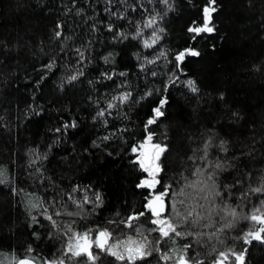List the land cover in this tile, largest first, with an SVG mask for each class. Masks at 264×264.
I'll list each match as a JSON object with an SVG mask.
<instances>
[{
	"label": "trees",
	"instance_id": "obj_1",
	"mask_svg": "<svg viewBox=\"0 0 264 264\" xmlns=\"http://www.w3.org/2000/svg\"><path fill=\"white\" fill-rule=\"evenodd\" d=\"M205 4L0 0V264H93L65 255L73 233L158 238L145 207L150 191L140 187L147 173L132 151L145 143L166 148L153 189L171 185L163 218L176 219L177 211L190 207L211 217L200 222L213 227L198 229L196 259L264 264V233L244 242L246 233L264 227L245 219L261 207V198L240 199L264 172V0H217L215 31L193 40L188 28L202 25ZM188 48L200 55H186L177 67L175 55ZM73 75L77 79L70 81ZM161 100L164 115L147 125ZM65 123L76 126L64 129ZM149 133L152 141L146 142ZM209 174L217 188L242 181L227 200L235 218L221 212ZM141 212L134 227L119 223ZM256 214L264 217V210ZM225 222L233 227L218 231ZM184 242L162 240L160 247L179 249ZM97 254L95 264H128ZM136 264L166 263L154 253Z\"/></svg>",
	"mask_w": 264,
	"mask_h": 264
},
{
	"label": "snow or ice",
	"instance_id": "obj_2",
	"mask_svg": "<svg viewBox=\"0 0 264 264\" xmlns=\"http://www.w3.org/2000/svg\"><path fill=\"white\" fill-rule=\"evenodd\" d=\"M110 2L111 0H109V3ZM161 2L165 5H168L170 3V0H161ZM217 11H218L217 0H206V4L202 7V16H203L202 25H197L195 27L190 26L188 28V32L194 34L192 37L193 40H195L196 37L200 36L202 33L211 34L215 31V25L213 24V14ZM152 23L153 21H150L149 25H151ZM61 27L62 26L60 24L56 25L57 37L61 35V33L58 31V29H60ZM111 30L112 28L110 26L109 31ZM160 31H163V29H160ZM154 39H158V37H154ZM145 46L148 45L146 44ZM161 55H163V53H161ZM186 55L198 57L200 55V52L194 48H188L185 49L184 51L177 53L175 55V61L177 62L176 65L177 67H179L180 63L184 61ZM46 67L48 69H51L52 64H49ZM257 70L259 71V69ZM102 75H107V74H102ZM120 75H125V73H120ZM108 78L110 79L111 77L109 76ZM76 79L77 76L75 75L70 77V81H75ZM186 85L193 93L199 92V88L195 80L188 79L186 81ZM128 95L130 94L124 95L120 99L126 100L128 98ZM165 103H166L165 100H161L160 106L153 109L154 117L147 120V125H152L156 123V120L164 115L162 108L164 107ZM108 107L111 108L113 107V105L109 104ZM103 115H104L103 110L97 112V116H103ZM233 116L239 119L238 113L234 112ZM75 126H76L75 123H71V124L65 123L63 125V128L67 129L69 127H75ZM55 131L59 133L61 132V129L57 128ZM104 139H107V137H104ZM151 141H152V134L149 133L146 142H151ZM139 147L143 149L144 145L142 144ZM151 147L153 149V152L151 154L142 153L141 158L139 159L138 162L140 167L143 169V171L148 173V177H149L140 184V187H147L149 189H154V186L160 183V181L156 179V175L160 171V167L156 162L159 160L160 155L166 150V148L164 146H161L160 144H154ZM132 151L135 153L137 149L133 148ZM246 155L252 156L253 152L249 151L248 153H246ZM215 167L217 169H221L223 166L222 164L217 163ZM196 171L199 173L201 170L197 169ZM248 178H251V173L248 174ZM207 180L213 182L212 188L215 189V191L212 193V195L221 198V205H222L221 212L226 211L227 216L235 218L237 214L233 208H229L227 204V200L231 197L230 189L235 188L236 185L242 183V181L237 180L233 185H222L220 186V188H217V179H214V174H209ZM188 187L195 188V184H190L188 185ZM170 188L171 185L165 186L163 191L159 193H155L152 196V198L148 201V203L145 205V207L151 212L152 216L155 217V219L151 220V223L156 225V228L151 229L150 231H158L160 234L159 237L156 238L154 241L149 242L147 237H144L143 240L141 241L138 242L131 241L127 245L117 243L109 246L108 239L110 237V233L107 231L99 232L97 234L96 240L93 242H89L88 232H85L83 234L73 233L72 236H70L69 238L70 243L68 244L65 255L69 256L70 258L87 256V258L93 261V264H95V260L97 259V257L93 255V253L90 251L91 244L95 243V246L99 248L101 251L108 253L109 255L115 257V259L119 261L122 262L127 261L128 264H136L137 261H147L148 258L153 257L154 253L160 254V259L165 262L172 261L175 258V264H204V261L196 259L198 253L195 252L194 250V244H200V242L199 240H196L195 237L202 235V233L198 231L199 228L213 227L211 223L204 225H201L200 223L201 220L211 219V217L210 216L205 217L202 215V213L196 211V207H190L183 214L177 211L176 219L163 218L165 212L169 210V206L165 204L164 198L169 195ZM199 191L203 192L204 189L201 188L199 189ZM250 194L256 195L257 197L261 198L260 199L261 207L257 208L256 212L251 214L250 217H245V219H251V221L255 223L264 224V217L256 214L264 210V172L261 173L258 184L255 187H252L250 184L247 190L241 194L240 199L246 200L248 199ZM202 198L207 199V196ZM96 200L97 201L101 200V197L98 194L96 195ZM193 200H196V197H193ZM181 203H184V201H181ZM199 207L203 209L204 205L199 204ZM56 215H59V213H56ZM143 215L144 213L141 212L138 213L137 215L128 217L127 220L119 221V223L124 224L126 227H134L131 221L136 220L138 219L139 216H143ZM47 219L51 221L52 216H48ZM32 220L34 223H38L36 217H32ZM231 227H233V224L231 222H225L221 225L218 231H224L225 229H229ZM68 231L71 232L72 231L71 228H69ZM137 233L141 234L139 228H137ZM261 233H264V227L256 229L254 231L250 230L248 233H246L244 237V242L245 243L249 242L248 237H252L253 239L260 240ZM212 235L215 236L216 232L214 231ZM177 238H180L181 240L185 241L184 244H182L179 249L171 248L165 250L160 247L162 240L169 241L171 242V244L174 245L176 243ZM71 241H76V243H72ZM200 246L203 247V245ZM114 249H122V251H116ZM27 250L29 252L32 251L30 246ZM177 253H179L178 257L176 256ZM220 255L225 259L227 257V254L223 252L220 253ZM235 259L236 261H242L243 253L236 255ZM19 264H31V262L28 260H21ZM52 264H56V262H52ZM58 264H65V262L63 260H60ZM214 264H223V261L222 260L214 261Z\"/></svg>",
	"mask_w": 264,
	"mask_h": 264
},
{
	"label": "rangeland",
	"instance_id": "obj_3",
	"mask_svg": "<svg viewBox=\"0 0 264 264\" xmlns=\"http://www.w3.org/2000/svg\"><path fill=\"white\" fill-rule=\"evenodd\" d=\"M137 152V154H138V160L140 159V156H141V149H139L138 151H136ZM156 163H158V161L156 162ZM157 176V175H156ZM149 177H148V173H147V177H146V179H148ZM156 186V185H155ZM149 189V188H148ZM149 191H150V199L152 198V196L155 194L154 192H153V189H149ZM99 232H101V230L100 231H98V232H96L95 234H89V242H93V241H95L96 240V238H97V234L99 233ZM110 233V232H109ZM159 233V232H158ZM115 236L114 238H113V236ZM160 235V234H159ZM148 239V238H147ZM248 239H249V241L250 240H252L253 238L252 237H248ZM141 240H143V238H136V237H133V236H130V235H126L125 237H122V238H119V237H117V235H116V233H114L113 231H111V233H110V237H109V239H108V245L109 246H111V245H114V244H117V243H121V244H124V245H127V244H129V242H131V241H136V242H138V241H141ZM254 240H257V239H254ZM148 241L149 242H151L152 240L151 239H148ZM72 243H76V241H71ZM70 243V240H69V242H68V244ZM134 246V245H133ZM67 247H68V245H67ZM114 250H116V251H122V249H114ZM90 251L93 253V255H95L97 258H98V254L97 253H99V252H101V253H104V254H107V255H109L108 253H106V252H104V251H101L99 248H97L96 246H95V243H92L91 244V248H90ZM160 255V254H159ZM111 256V255H110ZM177 256V255H176ZM87 258V256H82V257H78V258ZM113 257V256H112ZM78 258H75V259H78ZM88 259V258H87ZM165 262V261H164ZM166 264H175V258L172 260V261H167V262H165Z\"/></svg>",
	"mask_w": 264,
	"mask_h": 264
},
{
	"label": "water",
	"instance_id": "obj_4",
	"mask_svg": "<svg viewBox=\"0 0 264 264\" xmlns=\"http://www.w3.org/2000/svg\"><path fill=\"white\" fill-rule=\"evenodd\" d=\"M144 145V148L143 149H141V154L142 153H148V154H151L152 152H153V149H152V145H154V144H152V143H145V144H143ZM140 158H141V156H140ZM151 213V212H150ZM166 213V212H165ZM152 215V214H151ZM165 215V214H164ZM153 217V216H152ZM153 218H155V217H153ZM29 261V260H28ZM20 262V261H19ZM19 262L17 263V264H19ZM31 262V261H30ZM31 264H34L33 262H31Z\"/></svg>",
	"mask_w": 264,
	"mask_h": 264
}]
</instances>
